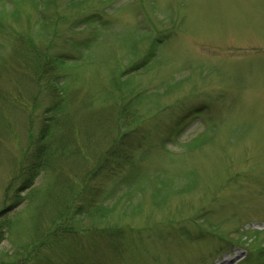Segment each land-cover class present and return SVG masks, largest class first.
I'll use <instances>...</instances> for the list:
<instances>
[{
	"label": "rangeland",
	"instance_id": "1",
	"mask_svg": "<svg viewBox=\"0 0 264 264\" xmlns=\"http://www.w3.org/2000/svg\"><path fill=\"white\" fill-rule=\"evenodd\" d=\"M0 264H264V0H0Z\"/></svg>",
	"mask_w": 264,
	"mask_h": 264
},
{
	"label": "trees",
	"instance_id": "2",
	"mask_svg": "<svg viewBox=\"0 0 264 264\" xmlns=\"http://www.w3.org/2000/svg\"><path fill=\"white\" fill-rule=\"evenodd\" d=\"M41 71V70H40ZM42 157V156H40ZM36 162L39 161H35L31 166H29L28 170V177L30 179V182L33 183L35 181V179L39 176L40 174V168H42V164L39 162V164H37ZM30 188V186L27 185H23L19 188L18 192L19 193H23L26 189ZM22 204V201L20 202H15L9 206L6 207V209L4 210L5 212L11 209H14L15 207H18V205ZM4 211H1V213H4Z\"/></svg>",
	"mask_w": 264,
	"mask_h": 264
}]
</instances>
